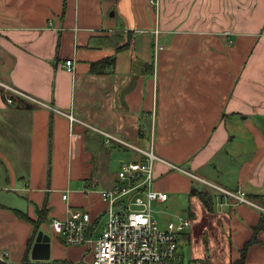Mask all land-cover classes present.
<instances>
[{
	"label": "crops",
	"instance_id": "1",
	"mask_svg": "<svg viewBox=\"0 0 264 264\" xmlns=\"http://www.w3.org/2000/svg\"><path fill=\"white\" fill-rule=\"evenodd\" d=\"M79 120L141 148L153 131L157 155L264 208V0H0V253L12 264L91 260L50 220L67 204L101 219L105 203L86 189L113 185L106 154L124 146ZM8 191L25 192L24 205ZM211 194L202 211L216 229L203 256L234 264L264 210ZM188 215L179 240H191ZM36 221L50 236L47 259L31 255ZM240 264H264V228Z\"/></svg>",
	"mask_w": 264,
	"mask_h": 264
},
{
	"label": "built area",
	"instance_id": "2",
	"mask_svg": "<svg viewBox=\"0 0 264 264\" xmlns=\"http://www.w3.org/2000/svg\"><path fill=\"white\" fill-rule=\"evenodd\" d=\"M150 3L157 8L159 0H150ZM65 67L68 71H74L71 59L65 61ZM1 87L6 93L24 95L9 85L1 83ZM6 101L10 103L12 98L7 96ZM68 118L71 123L77 121L72 114H68ZM93 129L103 135L105 144L116 142L137 151L140 156L119 165L111 187L94 190L93 183L86 189L96 191L105 203V220L101 228L99 217H92L88 211L67 204L62 216H54L50 220L53 234L66 245L84 246L87 253L91 254L90 261L75 264H184L178 257L179 239L193 220L190 215H179L176 221L168 220L164 226L159 225L153 214V204L165 202L167 193L153 188L155 162L162 161L170 169L188 174L197 180H205L157 155L152 148L153 131L149 148L143 149L96 127ZM219 190L237 203L250 204L264 210L249 200L241 188L229 191L219 187ZM68 192L66 189L62 193V199L66 202ZM6 256V252H1L0 260H6Z\"/></svg>",
	"mask_w": 264,
	"mask_h": 264
},
{
	"label": "rangeland",
	"instance_id": "3",
	"mask_svg": "<svg viewBox=\"0 0 264 264\" xmlns=\"http://www.w3.org/2000/svg\"><path fill=\"white\" fill-rule=\"evenodd\" d=\"M78 122L81 123L87 129L92 130L95 127L83 120H79ZM96 128L100 129L101 131L108 132L114 137H118L124 140L117 134L103 130L99 127ZM96 140H98L97 137ZM136 144L142 146L143 148H149L148 145H146L145 143H136ZM101 147L103 148L105 146H101ZM106 156H107L106 157L107 163H105L103 171L106 172L107 169L109 170V173L112 172L113 174H116L117 168L121 162L138 159L140 154L137 151L129 147L125 148L124 146V148L121 147L112 150L111 153L108 155L106 154ZM85 166L87 167V164ZM179 166L188 169L187 165L185 164L180 163ZM176 171L177 170L170 169L162 161L155 162V169L153 175V188L165 190L166 193H168L169 198L165 202H155L153 204V214L156 217L159 225L162 227L165 225V223L168 220L176 221L179 215H188L189 210H193L195 212V218L192 228L190 229L189 232L190 233L189 235L191 236V240L189 241L188 238H181L180 247L178 251L183 257L182 260L184 263H187L190 260V258H200L198 262L202 264H211L212 262L205 257L207 255L203 256L204 255L203 253L208 250L207 247H208L209 237L211 236L214 237L215 235V229H216L215 224L213 222V219L209 215H207L204 211H202L203 207L205 208L202 201L197 196L190 194V190L193 187H195L199 190L209 191L210 193L212 191L216 193L217 192L221 193V191L219 190V186L215 187L212 183L208 181L205 182L202 180L194 179L190 175L181 173L180 171L177 172L181 173L183 177L178 179L176 178L175 183L173 182L170 184L167 183L166 181L163 182L165 178L163 180L162 178L164 175H167L166 173L176 172ZM18 185L20 186L24 184L22 182H19ZM4 193L6 194V192L0 194V199L4 195ZM24 196H25V192L8 191L6 197L8 198L7 199L8 203L22 206L24 205V201H25ZM104 220H105V215H102L99 222V228L101 227V224L104 222ZM0 264H12V263L6 259L4 261L0 260Z\"/></svg>",
	"mask_w": 264,
	"mask_h": 264
},
{
	"label": "trees",
	"instance_id": "4",
	"mask_svg": "<svg viewBox=\"0 0 264 264\" xmlns=\"http://www.w3.org/2000/svg\"><path fill=\"white\" fill-rule=\"evenodd\" d=\"M3 94V93H2ZM18 97V96H17ZM18 99L21 100L20 97H18ZM26 107L29 106V104H25ZM190 194L192 195H195L197 196L201 201L202 203L204 204V206L208 209L211 208V205H212V199H213V195L209 192V191H206V190H199L195 187H193L191 190H190ZM45 210V209H44ZM16 214H18L20 216L21 219H25V220H29L30 219L26 216L25 213H22V212H19V211H16ZM34 227H38L37 225V221L34 223ZM35 228V230H36ZM262 228H264V213H262V216L259 220V222L253 227V233H252V237L247 240L246 242H244V244L242 245L241 249H240V256L239 258L234 262V264H240L243 262V259L245 257V254H246V251H247V247L249 246L250 243H252L254 241V236L255 234L261 230ZM34 230V232H35Z\"/></svg>",
	"mask_w": 264,
	"mask_h": 264
},
{
	"label": "water",
	"instance_id": "5",
	"mask_svg": "<svg viewBox=\"0 0 264 264\" xmlns=\"http://www.w3.org/2000/svg\"><path fill=\"white\" fill-rule=\"evenodd\" d=\"M33 245H32V258H48V249H49V242H50V236L46 232H44L41 229H38V227L35 230L34 236H33ZM45 249V252H44ZM36 251H41V254H36Z\"/></svg>",
	"mask_w": 264,
	"mask_h": 264
}]
</instances>
